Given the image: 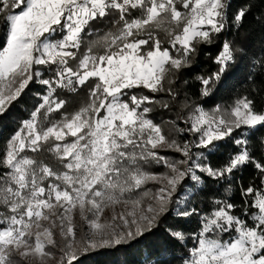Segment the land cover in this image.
I'll return each mask as SVG.
<instances>
[{
  "label": "snow or ice",
  "instance_id": "1",
  "mask_svg": "<svg viewBox=\"0 0 264 264\" xmlns=\"http://www.w3.org/2000/svg\"><path fill=\"white\" fill-rule=\"evenodd\" d=\"M250 16L264 29V0L238 7L233 0H0V121L33 89L39 100L25 109L28 118L0 158V264H82L98 249L130 247L153 235L165 239L149 247L150 264H264V156H255L264 150V136L256 140L264 112L254 111L247 97L230 108L206 109L185 96L182 109L189 114L179 111L169 122L173 134L192 136L183 142L149 118L155 106L170 111L179 100L178 81L169 77L188 68L204 46L217 51L209 56L215 70L195 78L199 95L207 103L228 87L248 56V45L235 36ZM260 43L251 66L264 74V39ZM84 87L88 102L53 122L52 114L69 103L58 90L78 96ZM161 93L169 100L156 99ZM229 144L227 162L214 167L210 158ZM45 149L59 168L25 155ZM154 165L165 171H149ZM249 165L261 186L240 182L241 216L226 199L212 198L210 212L198 206L209 182H235ZM149 183L159 187L146 190ZM75 211L87 231L73 223ZM193 217L200 231L184 252L183 226ZM57 229L58 258L48 250L57 246ZM177 248L182 255H175ZM165 253L171 259H163Z\"/></svg>",
  "mask_w": 264,
  "mask_h": 264
},
{
  "label": "trees",
  "instance_id": "2",
  "mask_svg": "<svg viewBox=\"0 0 264 264\" xmlns=\"http://www.w3.org/2000/svg\"><path fill=\"white\" fill-rule=\"evenodd\" d=\"M243 2L244 0H233L234 7L240 6ZM253 15L255 17H259L260 12L254 10ZM107 30L108 29H105V31ZM232 31L233 34L236 33L235 29ZM160 36L162 41L166 40L163 33H161ZM95 38L96 37H92V39ZM235 38L239 42L248 45V56L245 60L240 62L239 68L229 82L228 87L222 89L207 103L204 102L207 98L199 95L200 85L195 78L200 75H207L210 71L215 70L209 56H214L217 49L204 46L203 53L195 57L188 68L184 69L182 73L177 74V77L175 78L171 76L169 77V79L178 81L176 83V87L181 90L179 100L172 104L170 111L155 106L154 111L149 114V118L153 119L155 123L160 124L165 135L169 136L170 139L174 138L183 142V140L188 137V135L173 134L172 125L169 123L170 121L176 120L177 113L183 110L182 105L185 103V96L188 98L187 103H198L206 109H210L217 104L230 107L236 100L247 97L249 100L253 101L254 111L258 113L264 112V74H259L258 67L253 68L251 66V62L256 58V56L260 55V41L264 39V29H262L261 24L258 23L257 20L253 19V16H250L245 22L244 27L240 29L239 34L235 36ZM164 46H168L166 42ZM86 47L87 44H85V49ZM250 73L252 74V79H249ZM94 83L95 81H93V84ZM34 91L35 89L32 90V92ZM32 92H29V94L25 97V102L21 106H17L13 109L10 118H5L3 121H0V158L3 157L6 151L8 139L20 127V121L28 118V112L25 109L30 110L34 104L39 102L38 99L34 98ZM88 92V87H84L78 96L68 93L66 90H58V98L66 99L69 103L63 112L59 114L53 113L51 120L53 122L59 121L64 114H72L78 111L88 102ZM137 94L148 95L149 93L145 89H138ZM156 99L168 101L169 97L166 94L161 93L156 95ZM188 111L189 110H183L184 117H187ZM178 125L184 126L183 118L178 121ZM262 136H264V129H260L257 133L256 140H259ZM250 143H253V141H250ZM233 148L234 145L229 144L227 148L221 150V153H217L212 156L210 158L211 164L214 167H219L225 164L227 162L228 155ZM28 152L31 157L37 160H43L54 168L60 167L57 164L56 158L52 154L48 153L47 149L41 153ZM161 154L167 155L171 159L179 157L178 153L170 151H162ZM255 156L257 158H261L264 156V150L256 151ZM148 170L160 173L164 170V168L154 165ZM2 171H4V169H0V172ZM257 177V170L254 166L249 165L236 174L235 182L226 183L221 181L218 184H212L209 182L210 190L207 192V195L202 194L201 196L205 203L198 206L204 208L206 212H210L212 210V204L210 202L212 198L226 199L237 206V208L233 210V214L241 216L243 212V199L240 195L239 184L242 182L244 187H247L254 182V186L260 187V179ZM247 222L249 226H252L251 220H248ZM183 230L186 236L189 237L186 245L183 246V251L186 252L187 249L191 248L195 244V241L191 239L192 235L200 231L199 217H193L191 220L186 222L183 226ZM232 235H235V233L233 232ZM221 238L228 240L230 237L229 235L221 234ZM164 239L165 238L162 235H153L151 237H145V239L139 243H132L130 247L122 246L119 247L118 250L98 249L95 254L86 256L82 260V264H150L151 260L155 259V257L148 256L149 247H160L164 243ZM175 255H182L180 248L176 249ZM163 259H171V254L165 253ZM173 264H179V261H174Z\"/></svg>",
  "mask_w": 264,
  "mask_h": 264
},
{
  "label": "rangeland",
  "instance_id": "3",
  "mask_svg": "<svg viewBox=\"0 0 264 264\" xmlns=\"http://www.w3.org/2000/svg\"><path fill=\"white\" fill-rule=\"evenodd\" d=\"M232 106V105H231ZM203 107V106H202ZM230 108V107H229ZM190 111V110H189ZM189 111L187 113V115L189 114ZM185 126V125H184ZM184 126H180V127H184ZM69 139V142H71V139L72 138H68ZM187 139H192V136L190 134H188V137ZM171 152V151H170ZM25 155H29V152L27 151L25 153ZM179 157L175 158V159H179L180 158V154H178ZM165 169L162 171L164 172ZM160 172V173H162ZM159 185H156V184H152V183H149L147 186H146V190H149V191H155L156 188H158ZM110 215H111V211L110 210H107L104 214V217L103 219L105 221L109 220L110 219ZM73 223L76 225V227L78 229H83V231H87V225L84 221L81 220V217H80V214H79V211H75L73 213ZM83 231H79L78 232V235H83ZM55 239L57 241V246L53 247V246H49V251H51L57 258L59 257V247L62 246V241H61V237L59 235V230L57 229L56 230V235H55ZM33 264H38V262H33ZM49 264H55V261H49Z\"/></svg>",
  "mask_w": 264,
  "mask_h": 264
}]
</instances>
